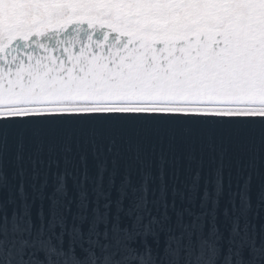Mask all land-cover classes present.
<instances>
[{
	"label": "snow or ice",
	"instance_id": "obj_1",
	"mask_svg": "<svg viewBox=\"0 0 264 264\" xmlns=\"http://www.w3.org/2000/svg\"><path fill=\"white\" fill-rule=\"evenodd\" d=\"M5 7L34 10L23 17L6 13L15 38L24 39L42 32V22L80 17L155 29L177 38L206 28L200 33L203 47L192 50V56L199 53L209 62L240 64L257 84L264 81V0H79ZM253 95L264 103L259 91ZM2 137L6 144L7 133ZM38 164L44 161L24 160L19 151L13 161L0 145V259L6 257V264H67L69 254L90 258L92 264L109 255L142 264L146 252L150 256L160 251L162 238L163 249L175 246L190 255L201 234L223 240L221 216L230 225L227 264H264V223L256 222L264 210V185L258 186L254 204L251 173H239L235 183L229 174L225 183L220 168L201 184V171H192L191 158L182 180L179 160L161 157L156 175L141 168L140 180L134 183L126 170L117 182L115 159L109 168L105 158L93 177L81 158L80 166L65 159L64 170L52 173L49 185L47 171L40 179ZM166 164L171 168L167 173ZM9 166L15 168L11 176ZM73 235L78 237L75 242ZM46 243L55 254L42 247Z\"/></svg>",
	"mask_w": 264,
	"mask_h": 264
},
{
	"label": "water",
	"instance_id": "obj_2",
	"mask_svg": "<svg viewBox=\"0 0 264 264\" xmlns=\"http://www.w3.org/2000/svg\"><path fill=\"white\" fill-rule=\"evenodd\" d=\"M15 37L0 46V102L53 100L65 88L67 93L63 97H79L86 91L87 96L100 100L123 99L132 93L141 98H171L187 83L185 77L190 72L189 67L211 65L199 53L196 59L169 57L166 53L173 52L165 42L171 38L151 37V41L137 33L122 32L84 17L49 25L27 39ZM228 69L231 68L226 63L223 70ZM157 77L162 81L151 83L152 78ZM125 84L127 88L118 93L100 94L101 91L120 89ZM231 86L227 83L225 88ZM54 87L58 88L57 92H53ZM239 92L234 87L229 93L212 98H231ZM262 117L264 113L169 108L3 114L0 115V145L13 161L18 151L24 160L29 157L43 160L44 165L38 164L37 167L41 170L40 179L47 171L49 185L52 173L64 170L65 159L80 166L83 158L89 175L93 177L97 165L105 158L109 168L115 159L117 182L127 170L133 182L138 183L141 168L157 174L161 157L173 162L179 160L183 180L191 158L192 171L198 167L201 171V184L205 176L211 178L220 168L225 183L229 174L235 183L239 173H251L255 204L258 186L264 185ZM4 132L7 133L6 144L2 143ZM165 170L166 173L171 171L169 165H165ZM13 171L15 168L9 166L8 175L11 176ZM47 191H51V187ZM226 199V196L221 198V208ZM8 211L10 214L11 206ZM35 211L34 206V218ZM261 217L256 221L258 225L264 223V210ZM219 223L223 240L217 264H222L227 253L230 225L222 216ZM160 251H163V238Z\"/></svg>",
	"mask_w": 264,
	"mask_h": 264
},
{
	"label": "clouds",
	"instance_id": "obj_3",
	"mask_svg": "<svg viewBox=\"0 0 264 264\" xmlns=\"http://www.w3.org/2000/svg\"><path fill=\"white\" fill-rule=\"evenodd\" d=\"M247 211L248 209H245V213ZM77 239L78 237L73 235L72 242ZM221 241L222 238L219 235L212 238L201 234L194 246L195 250L191 251L190 255H186L183 249L178 251L175 246H172L163 249L162 252L153 250L150 256L146 252L142 264H217L220 257ZM42 247L55 254V248L51 244L46 243ZM0 257H3L2 251H0ZM0 264H6V257L0 259ZM13 264H18V262L14 261ZM52 264H55V261ZM67 264H92V262L90 258L77 259L69 254ZM99 264H130V262L126 260L117 261L109 255L107 260L99 261ZM222 264H227V261L223 260Z\"/></svg>",
	"mask_w": 264,
	"mask_h": 264
},
{
	"label": "rangeland",
	"instance_id": "obj_4",
	"mask_svg": "<svg viewBox=\"0 0 264 264\" xmlns=\"http://www.w3.org/2000/svg\"><path fill=\"white\" fill-rule=\"evenodd\" d=\"M48 3V2H79V0H0V42L5 40L7 35H12L14 32L11 30L9 24L7 23L6 13L7 12H17L20 14V17L27 15L28 13L34 11L33 9L29 8H20V9H10L6 8V5L12 4H19V5H26L30 3ZM86 2V0H85ZM66 19V18H65ZM61 22V20H54V21H47L42 22L44 25L49 23ZM113 25H120L124 28H127L120 23H113ZM137 31H144L149 32L151 34H169L168 32H158L155 29L147 30L144 28H128ZM12 33V34H11ZM242 103H249V102H242ZM130 104H156V105H174V106H188L189 104L194 105H202L207 104L206 101H199V100H185V98H174L169 101L164 100H153V101H145V100H131ZM78 106H85L83 104H77L74 102H52L43 105H15V106H2L0 107V111H17V110H34V109H48V108H69V107H78Z\"/></svg>",
	"mask_w": 264,
	"mask_h": 264
},
{
	"label": "bare ground",
	"instance_id": "obj_5",
	"mask_svg": "<svg viewBox=\"0 0 264 264\" xmlns=\"http://www.w3.org/2000/svg\"><path fill=\"white\" fill-rule=\"evenodd\" d=\"M126 105V104H124ZM196 108L202 109H222V110H258L264 109V105L259 104L257 102H250V103H235V104H218V103H211L208 105L198 106Z\"/></svg>",
	"mask_w": 264,
	"mask_h": 264
}]
</instances>
